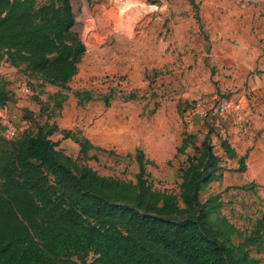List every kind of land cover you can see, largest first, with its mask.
<instances>
[{
  "label": "rangeland",
  "instance_id": "rangeland-1",
  "mask_svg": "<svg viewBox=\"0 0 264 264\" xmlns=\"http://www.w3.org/2000/svg\"><path fill=\"white\" fill-rule=\"evenodd\" d=\"M196 2L200 21L190 0H71L73 28L86 45L73 78L64 86L48 83L7 61L0 72L13 92L6 106L19 136L55 124L50 137L59 148L102 174L132 182L140 148L151 160L148 183L176 193L182 207L183 169L207 138L222 175L202 182L199 197H216L208 218L238 244L260 219L264 232V0ZM25 80L28 95L19 90ZM221 95L249 103L248 134L230 127L220 133L188 115L199 96ZM64 129L103 150L90 148L83 156ZM184 139L188 144L179 150ZM248 249L264 264V240Z\"/></svg>",
  "mask_w": 264,
  "mask_h": 264
},
{
  "label": "trees",
  "instance_id": "trees-1",
  "mask_svg": "<svg viewBox=\"0 0 264 264\" xmlns=\"http://www.w3.org/2000/svg\"><path fill=\"white\" fill-rule=\"evenodd\" d=\"M190 1L200 21L199 3ZM75 21L71 0H0V68L7 61L66 85L86 52ZM8 85L0 72V107L13 100ZM55 130L39 125L0 138V264H259L248 245L264 240L262 219L236 244L208 218L216 197H199L202 182L222 175L207 138L183 169L182 207L176 193L148 183L151 160L142 149L132 182L81 164L51 139ZM63 133L85 157L90 148L103 150L70 129Z\"/></svg>",
  "mask_w": 264,
  "mask_h": 264
},
{
  "label": "built area",
  "instance_id": "built-area-1",
  "mask_svg": "<svg viewBox=\"0 0 264 264\" xmlns=\"http://www.w3.org/2000/svg\"><path fill=\"white\" fill-rule=\"evenodd\" d=\"M19 90L24 95L31 93V88L26 80L19 84ZM7 111V106L0 107V122L4 128L5 136L14 138L18 135V128ZM188 115L203 118L220 133L230 127L241 134L250 132L253 117L246 99L233 95H221L213 98L199 96L193 106L188 109Z\"/></svg>",
  "mask_w": 264,
  "mask_h": 264
},
{
  "label": "crops",
  "instance_id": "crops-1",
  "mask_svg": "<svg viewBox=\"0 0 264 264\" xmlns=\"http://www.w3.org/2000/svg\"><path fill=\"white\" fill-rule=\"evenodd\" d=\"M10 64V63H9ZM11 65V64H10ZM13 66V65H12ZM8 103H11V102H8Z\"/></svg>",
  "mask_w": 264,
  "mask_h": 264
}]
</instances>
